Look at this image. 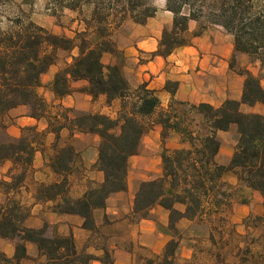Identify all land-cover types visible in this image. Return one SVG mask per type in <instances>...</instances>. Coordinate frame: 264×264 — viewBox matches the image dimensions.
<instances>
[{"label":"trees","instance_id":"obj_1","mask_svg":"<svg viewBox=\"0 0 264 264\" xmlns=\"http://www.w3.org/2000/svg\"><path fill=\"white\" fill-rule=\"evenodd\" d=\"M63 1L66 8L79 13L86 6L92 7L90 15L81 19L84 29L72 38L22 19L16 21L13 30H0V167L11 163L7 179L0 181L5 196L0 203V238L14 247L11 256L0 250V264L31 260L29 246L37 252L35 264H116L108 243L98 247L101 254L90 253L86 247L78 248L72 234L52 230L48 223L27 226L31 211L16 195L36 154L43 152L45 134L51 133L56 151L49 156V166L57 181L40 184L34 199L51 202L53 213L81 217L83 229L100 233L95 211L105 209L113 194L128 190L130 159L140 154L143 139L157 125L162 127L163 143L177 135L181 146L163 149L161 175L142 181L135 193L136 220L156 221L152 210L157 206L168 213L162 233L170 240L161 254L148 257L143 264H174L183 220L210 226L212 246L207 252L213 264H264V248H259L264 240V213H250L243 220L244 232H238L228 216L236 197L238 204L250 206L251 194L259 193L264 206V114L242 109L244 105L264 106V86L258 74L238 65L239 56L246 54L252 65L259 63L264 70V5L254 0H167L173 21L164 28L152 56L167 58L191 46L208 25L221 26L234 37L230 68L245 80L241 100L228 99L219 107L176 98L179 82L168 80L165 90L171 98L164 108L148 83H130L124 71L125 56L113 38L114 26L126 18L146 25L155 17L156 6L146 0H112L106 8L99 0ZM192 23L198 25L195 31L191 30ZM59 51H77V55L55 73L49 86L53 95L64 98L79 91L93 99L104 96L109 106L118 101L116 118L73 109V116L66 110L63 115L50 112L38 89L43 76L56 64ZM106 55L113 61L106 63ZM82 80L87 86L76 90L73 84ZM22 106L27 108V116L45 121L47 129L26 126L20 137L9 135L5 119L11 110ZM234 126L236 145L229 162L222 164L217 159L222 148L219 132ZM63 130H68L71 138L76 134L99 138L97 159L91 168L102 172L103 180L77 198L70 195L69 178L80 170V152L70 141L59 146ZM229 173L236 177L237 185L226 181ZM260 228L263 232L257 235Z\"/></svg>","mask_w":264,"mask_h":264},{"label":"rangeland","instance_id":"obj_2","mask_svg":"<svg viewBox=\"0 0 264 264\" xmlns=\"http://www.w3.org/2000/svg\"><path fill=\"white\" fill-rule=\"evenodd\" d=\"M103 7L106 8L107 5L111 3L112 0H99ZM148 4L156 6L157 10L162 5L167 7V0H146ZM259 1L261 5H264V0H254ZM63 0H0V30L6 31L15 28L16 21L18 19H22L24 22L32 21L39 26L45 27L50 32L58 35H65L68 37H74L78 31L84 29V23L81 22V19L88 17L91 13L92 7L86 6L83 9L82 13L78 11H74L65 7V3ZM122 11L119 10V14ZM119 22V19H118ZM148 23V22H147ZM170 26L165 24V27ZM116 27L114 30L113 38L117 43L118 49L123 53L124 51L122 48H126L133 43L136 42L138 38L142 36L141 31L138 29L136 24L129 18H126L124 21L120 23V26ZM164 27V28H165ZM198 25L196 23H192L191 30L195 31ZM198 38V37H197ZM197 38L192 40V45H198ZM201 38L202 42L205 40L207 43L217 42L222 46H230L232 44L234 46V37L232 34L228 33L223 27L216 26V25H208L207 29L204 33L199 37ZM200 43V42H199ZM77 55V51L73 52H65L59 51L58 52V59L56 64L49 70L47 74H45L42 78V85L38 89L39 92L45 97L48 103V107L50 112L57 113L63 115V112H66L73 116L74 113L70 111L78 110V111H86L91 113H101L104 112L109 114L110 116L116 118L118 110L120 108V104L117 102L110 106L107 105L105 99H96V100H82L79 109H75L70 107L69 102L65 103H54L55 100L49 95L48 90L51 83V78L54 76L55 72L66 67L72 61V57ZM125 56V55H124ZM125 67L124 71L129 79L130 83L133 86L139 85L138 79L133 75L131 72H128L126 67L131 69L133 66L131 60H127L125 56ZM106 63L113 61V58L110 55H106L104 58ZM238 65L241 68L250 69L255 74H258L261 77L262 84L264 86V70H260V65L257 63L256 65H252L251 59L248 55L243 54L239 56ZM78 90V87H74ZM85 105V107H84ZM86 108V109H85ZM243 111L245 112H257L264 114V106L263 105H256L255 107H248L242 106ZM66 110V111H65ZM18 117L15 115L8 114L5 123L7 125V132L8 129L12 125H16L15 120ZM45 122V121H44ZM40 128L39 126H37ZM237 129L234 126L230 131L227 133L222 134L220 137L222 142V148L218 155V161L222 164H227L233 154L236 141H237ZM22 133V130H21ZM9 134V132H8ZM10 135V134H9ZM44 148L43 152L46 151V157L53 154L56 149L53 147V142L55 141V136L50 135L48 133L45 134L43 138ZM72 143L76 146V148L80 152V162L78 163L80 166L79 171H75L69 178L70 184V195L72 197H80L86 192L87 189L90 187L95 186L97 183L101 182L102 174L98 173L97 171H92V164L97 159L98 153V144L99 138L94 135H79L76 134L74 138L70 137V133L68 130H63L61 132V139L59 142V146L64 145L66 142ZM177 145V140L174 136L170 137L166 140L165 143L162 142V139L152 138L150 139V135H147L143 139L140 155L143 157H147L145 161L142 162L141 168L135 169L134 166L138 165L137 160L138 158L131 160L130 167H129V175L128 180H136L137 170H140L142 174L145 175V179L152 180L159 177L162 173V166H161V153L163 149L172 148ZM42 152V153H43ZM37 155V154H36ZM43 158L40 153L37 155V161L33 164V167L29 170L26 182L20 192L16 195L17 199L21 201L25 206H27L30 211L31 215L28 218L26 225L31 227L40 223L41 225L37 226L40 227L44 223H48L52 230H56L59 233L61 232L60 228L62 224L66 222H57L56 219L52 216L51 205L43 204L40 206H35L34 204V197L36 191L40 184L42 183H53L57 181L56 175L50 171L49 164L43 163ZM11 167V163L7 162L2 167H0V181L2 179H7L8 170ZM161 170V172H158ZM234 180L233 176L229 173L226 176L227 182H232ZM251 211L250 213L256 215H262L264 213V206L262 203V199L258 197V195L251 194ZM5 201V196L0 190V203ZM243 206L238 204V198H235V202L233 205L232 210L229 212L228 216L229 219L233 224L236 225V229L238 232H244L243 227V220L246 218V211H244ZM128 202L125 203V210H128ZM156 209V208H154ZM127 217L128 214H123L118 217L121 220ZM97 218L100 220H104V222L108 221L106 218H102V211H99V215H96ZM114 219V217H111ZM152 218L156 220L157 230L158 233H162L165 230V217L164 214L152 211ZM135 221V220H134ZM116 222V221H115ZM166 225V224H165ZM122 228V227H121ZM116 232L119 233L116 237H129L131 235L132 229L130 228H123ZM179 228L182 232L180 248L178 250L177 256L175 258L174 264H213L212 259L208 255L207 250L211 248V243L209 240L210 234V226L206 223H202L200 221L196 222H183L179 224ZM263 229L260 228L257 230V235L262 234ZM116 233V234H117ZM92 237L90 238V244L92 245L89 248L90 251H94L95 254H101V250L98 247L102 246L107 242L106 235L101 233H93ZM163 235H166L162 233ZM109 236V235H108ZM163 239H155V248L157 251H160ZM82 243V239H79ZM116 240L113 239L109 242L108 246L113 251V246L116 243ZM170 240V239H169ZM156 241H159L157 243ZM131 241H122V246L124 250H132ZM98 245V246H97ZM259 248H264V240L260 242ZM90 247V246H89ZM88 249V248H86ZM135 259H131L128 262L130 264H143L144 260L148 257L154 258L155 255L158 253L152 251V249H147L144 247H137L135 248ZM0 250L8 254L9 256L12 255L14 251L13 245L5 240H0ZM88 250V252H89ZM164 248L162 249L161 253L163 252ZM29 252L32 256L31 260H26L24 264H35L37 259V252L34 248L29 246ZM159 253V254H161ZM196 254V255H195ZM190 257L188 258V256ZM115 256V255H114ZM116 259V257H115ZM127 261V260H126Z\"/></svg>","mask_w":264,"mask_h":264},{"label":"crops","instance_id":"obj_3","mask_svg":"<svg viewBox=\"0 0 264 264\" xmlns=\"http://www.w3.org/2000/svg\"><path fill=\"white\" fill-rule=\"evenodd\" d=\"M172 21L173 14L167 10L165 5H162L160 8H158L155 17L150 18L146 25L136 24L138 29L141 31L142 36L138 38L132 45L122 48L127 60L133 61L132 64L134 63L133 66H131V69L126 67L128 72H131L133 75H135L139 84L144 82L148 83V87L155 90L160 97L162 106L164 108L167 107L171 98V95L165 90V85L168 80L179 82L176 98L183 101H188L195 104L209 103L213 106L219 107L228 99L241 100L245 78L230 68V61L234 51V46L232 44H230V46H222L217 42L207 43L205 40L202 42V39L198 37V45L180 48L167 58H163L161 56H152V54L158 49L159 41L162 36L165 24L171 25ZM73 86L82 88L87 86V82L84 80L78 81L75 82ZM48 93L55 100L54 103L69 102L70 107L75 109L82 107V100H96L90 95L81 93L79 91H75L72 93V95L64 98H56L50 90H48ZM99 98L105 99L106 101L104 96H100ZM117 102L118 101H114L112 104ZM101 113L106 114L104 112ZM9 114L18 117L15 120L16 125L14 124L8 129L9 134L13 137H20L22 128L26 126H39L40 128L38 129L40 131H45L47 129L46 122L38 121L27 116V108L24 106L11 110ZM161 131L162 127L157 125L148 135H150V139H161ZM224 133L227 132H219V136ZM50 135L53 134L50 133ZM174 137L177 140V145L172 148H178L181 146L179 144L178 136L174 135ZM39 153L44 160L42 165L49 164L48 157H46V151L43 153L38 152L37 155ZM37 155L35 157L34 163L37 161ZM136 158L139 159L137 160V163L139 161L143 162L145 159H147V157H143L139 154L137 156H133L130 159V162L131 160L134 161L133 159ZM159 159H161V157H159ZM142 162H139L138 165L134 166L135 169L141 168L142 164L140 163ZM48 168L50 171H52L50 166ZM137 172L136 180H128V190L126 192L113 194L108 199L107 207L105 209H98L95 211L96 223L100 229V233L102 232L103 235H106L105 237L108 244L111 240L118 239L113 246L116 264H130L128 261L132 258L135 259V248L139 246L152 249V251L159 254L170 239V236L158 233L156 221L151 219L136 220L133 216L135 193L139 187V184L142 181L147 180L145 179V175L142 174L140 170H137ZM158 172H161V170H158ZM98 173L102 174L103 177L102 172ZM231 175L234 178L231 183L233 185H237L236 177L233 174ZM255 195H258V197L262 199L259 193H255ZM126 202H128V210H125ZM34 204L36 207L43 204L52 205L51 202L39 203L36 200L34 201ZM242 206L244 211H246L245 217H247L250 214L251 209L248 206ZM99 211H102V218L107 216V220H109L104 222V220L97 218L96 215H99ZM152 211L164 214L165 224H167L168 213L163 208L157 206L156 209H153ZM123 214H128V216H125L122 221L115 220V217L116 219H119L118 217ZM51 217H54L57 222H66L62 224L60 233L65 235L72 234L79 249H84L86 247L88 248L86 249L88 251L89 248H91L92 245L90 244V238L94 234L82 228L84 220L81 217L69 214H56L53 212ZM111 217H114V219ZM185 221L190 222L188 220H183L180 223ZM39 225L41 224L38 223L37 225L31 227H37ZM125 227L132 229L131 235L125 238L116 237L119 235V233L116 232V229L120 230V228L123 229ZM157 238H165L162 242L160 251H157L155 248L154 242ZM79 239H82L83 242L81 243ZM0 240L4 239L0 238ZM127 240L131 241L130 243L132 244V250H124L122 241ZM156 242L159 243V241ZM30 247L34 248L33 246ZM89 252L95 253L94 251L92 252L90 250ZM189 257L190 255L188 258Z\"/></svg>","mask_w":264,"mask_h":264}]
</instances>
